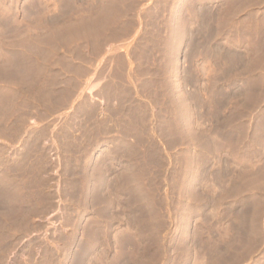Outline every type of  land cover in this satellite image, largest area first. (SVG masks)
I'll return each instance as SVG.
<instances>
[{
    "label": "rangeland",
    "instance_id": "rangeland-1",
    "mask_svg": "<svg viewBox=\"0 0 264 264\" xmlns=\"http://www.w3.org/2000/svg\"><path fill=\"white\" fill-rule=\"evenodd\" d=\"M0 264H264V0H0Z\"/></svg>",
    "mask_w": 264,
    "mask_h": 264
},
{
    "label": "bare ground",
    "instance_id": "bare-ground-1",
    "mask_svg": "<svg viewBox=\"0 0 264 264\" xmlns=\"http://www.w3.org/2000/svg\"><path fill=\"white\" fill-rule=\"evenodd\" d=\"M81 262V261H80Z\"/></svg>",
    "mask_w": 264,
    "mask_h": 264
}]
</instances>
